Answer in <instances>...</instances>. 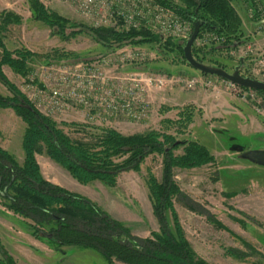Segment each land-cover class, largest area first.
<instances>
[{
    "label": "rangeland",
    "instance_id": "obj_1",
    "mask_svg": "<svg viewBox=\"0 0 264 264\" xmlns=\"http://www.w3.org/2000/svg\"><path fill=\"white\" fill-rule=\"evenodd\" d=\"M260 1L264 5V0ZM174 2L182 7L180 0ZM232 3L241 19V37L238 43L234 42L226 47L222 44L203 48L193 44V47L199 50L198 54L204 58L201 64L207 67L216 68L214 66L220 65L223 68L219 69L232 74L240 66L242 59L239 73L243 77L263 81L254 72L255 57L244 56L242 52L244 42L254 43L247 40L251 32L248 33V26L243 24L247 23L246 20L250 21L247 11L241 0H232ZM43 7L67 19L71 25L91 27L90 22L69 5L54 1ZM6 12L16 15L20 21L18 24L8 25L1 34L4 47L8 51L24 48L33 53L34 57L27 63L30 73L25 79L7 66H3L2 71L28 98L37 87L42 86L43 69L50 64L93 62L114 50L96 44L86 33L67 37L71 32L69 25L65 30L66 38L55 34L45 24L32 18L27 0H0V15ZM172 42L185 46L186 40L177 39ZM137 46L153 52L156 57L124 69L114 70L108 67L106 69L110 76L132 72L210 76L201 74L182 62L175 51L157 48L155 43ZM195 91L200 92L152 89L145 98L148 114L140 121L124 115L110 116L106 111L103 112L102 107L97 112L90 111L82 105L72 106L58 115H48L74 141L86 137L75 125H88L111 128L123 135L154 130L171 134L178 140L196 141L205 146L215 159L213 164L173 170L174 181L181 196H176L172 203L184 238L196 258L206 264H264V166L248 157L253 152L264 153V97L257 93L260 103L256 104L226 91L217 95L205 90ZM223 94L248 103L249 110L246 111L245 108L241 111L238 108L241 104L234 101V98L217 97ZM0 95L9 96L1 83ZM32 103L41 113H47L43 106H38L35 101ZM182 110H188L192 114V121L185 129L164 122L176 121ZM248 112L249 117L246 116ZM241 113L246 120L242 119ZM25 128V124L12 109H0V146L19 164H22L24 158L21 141ZM35 159L44 179L86 197L126 227L133 237L145 239L150 237L151 232H158L147 178L151 174L158 182L161 181L160 156H148L138 172L120 174L112 188L105 187L98 180L87 185L77 183L45 154H37ZM3 203L0 197V260L6 255L15 264H106L103 257L92 250L75 246L58 248L55 243L43 239V234L49 233L47 227L41 231L40 240L34 238L29 228L33 222L6 210ZM168 217L171 222L170 215ZM230 250L235 251L237 257L230 256ZM113 263L122 264L115 260Z\"/></svg>",
    "mask_w": 264,
    "mask_h": 264
},
{
    "label": "trees",
    "instance_id": "obj_2",
    "mask_svg": "<svg viewBox=\"0 0 264 264\" xmlns=\"http://www.w3.org/2000/svg\"><path fill=\"white\" fill-rule=\"evenodd\" d=\"M27 1L32 18L64 38L69 25L71 32L67 37L86 33L96 44L108 50L123 45L158 42L156 36L146 31L116 32L111 28L71 25L67 19L46 10L37 0ZM180 1L182 7H176L177 12L191 23L200 22V32L210 31L223 36V47L238 43L241 19L233 8L232 0ZM19 21L16 15L9 12L0 15V83L9 93V96L0 95V109H12L26 126L21 141L24 153L22 164L0 146V197L3 207L33 222L29 228L34 238L40 240L41 231L47 227L49 233L43 234V239L55 243L58 248L75 246L92 250L100 254L106 264H114V260L122 264H206L196 258L185 240L172 202L176 196H181L173 170L213 164L215 159L208 149L196 141L178 140L165 132L150 130L142 134L123 135L111 128L88 125H75L86 135L85 138L78 141L70 139L53 119L36 110L2 71V67L7 66L23 79L30 73L27 63L34 57L33 53L24 48L8 51L1 39L7 26ZM183 47L168 40L159 48L177 52L186 64ZM198 51L192 47L193 57L203 63L204 58ZM214 67L223 68L220 65ZM256 92L264 97L263 92ZM191 121L192 114L188 110L179 112L174 122L164 120L166 124L184 129ZM234 149L239 150L238 147ZM37 154H45L81 185L98 180L110 188L115 186L120 174L138 172L148 156H160L161 181L158 182L151 174L147 178L158 232H151L150 237L145 239L133 237L126 227L86 197L44 179L35 159ZM229 255L237 257L238 254L230 250ZM4 256L0 264H15L9 256Z\"/></svg>",
    "mask_w": 264,
    "mask_h": 264
},
{
    "label": "built area",
    "instance_id": "obj_3",
    "mask_svg": "<svg viewBox=\"0 0 264 264\" xmlns=\"http://www.w3.org/2000/svg\"><path fill=\"white\" fill-rule=\"evenodd\" d=\"M37 1L45 7L54 1L69 5L89 21L92 28H111L116 32L146 31L158 38L155 43L157 48L168 40H188L193 29L192 23L177 12L176 7L181 6L174 0ZM241 4L247 11L249 20L255 24L256 32L264 30L262 2L241 0ZM224 43V37L210 31H199L194 41V44L201 48ZM242 52L244 56L255 57L254 72L264 82V45L244 42ZM155 57L153 52L139 46L124 45L93 62L73 65L50 64L43 69L42 86L37 87L30 98L26 97L32 105L35 101L38 106H43L47 113L42 114L46 117L64 113L72 106L82 105L96 112L102 107L103 112L106 111L110 116L124 115L134 121H140L147 116L148 104L145 98L152 89L205 90L214 95L226 91L242 100L260 103L256 91L241 88L221 77H188L144 72L126 73L115 77L110 76L106 69H124Z\"/></svg>",
    "mask_w": 264,
    "mask_h": 264
},
{
    "label": "water",
    "instance_id": "obj_4",
    "mask_svg": "<svg viewBox=\"0 0 264 264\" xmlns=\"http://www.w3.org/2000/svg\"><path fill=\"white\" fill-rule=\"evenodd\" d=\"M192 26H193L192 33L189 39L186 40L185 46L183 47L184 60L192 69L204 75L224 78L242 88L250 89L254 91H260L264 93V82L257 81L248 77H243L239 73V67L242 66V62H243L242 59H240V66L238 68H235L232 74H229L222 69L207 67L196 61L192 55V47L200 30V22H193ZM248 157L256 164L264 166V153L253 152L248 154Z\"/></svg>",
    "mask_w": 264,
    "mask_h": 264
},
{
    "label": "crops",
    "instance_id": "obj_5",
    "mask_svg": "<svg viewBox=\"0 0 264 264\" xmlns=\"http://www.w3.org/2000/svg\"><path fill=\"white\" fill-rule=\"evenodd\" d=\"M246 22L247 23H243V24H246L248 26V27L246 26L249 29L248 33L251 32V34H250V36H249V38L247 40L253 41L254 43H257L258 45H264V30H262V31H260V32L257 33L256 30H255L256 29L255 28V25L253 23H251L250 21L248 22V20H246ZM170 92H172V91H170ZM186 92H200V91H186ZM217 97H219V98L220 97H224V98L227 97L229 99H233L234 98V101H236L239 104H241L238 107L241 111L244 110L245 108H246V111L249 110V104L248 103H246V102H244L242 100H239V99H237L235 97H232V96L227 95V94L226 95L223 94V95H220V96H217ZM240 116L242 117V119H245L246 120V118L244 117V115L242 113L240 114ZM246 116L249 117V112H248V114ZM250 119H251V117H250ZM56 185H58V184H56ZM59 186H61V185H59Z\"/></svg>",
    "mask_w": 264,
    "mask_h": 264
},
{
    "label": "flooded vegetation",
    "instance_id": "obj_6",
    "mask_svg": "<svg viewBox=\"0 0 264 264\" xmlns=\"http://www.w3.org/2000/svg\"><path fill=\"white\" fill-rule=\"evenodd\" d=\"M50 236H48L47 238H49Z\"/></svg>",
    "mask_w": 264,
    "mask_h": 264
}]
</instances>
